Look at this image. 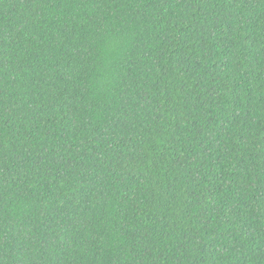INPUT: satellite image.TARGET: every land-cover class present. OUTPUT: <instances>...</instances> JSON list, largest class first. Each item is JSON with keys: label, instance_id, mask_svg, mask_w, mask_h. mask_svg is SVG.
<instances>
[{"label": "trees", "instance_id": "obj_1", "mask_svg": "<svg viewBox=\"0 0 264 264\" xmlns=\"http://www.w3.org/2000/svg\"><path fill=\"white\" fill-rule=\"evenodd\" d=\"M0 264H264V0H0Z\"/></svg>", "mask_w": 264, "mask_h": 264}]
</instances>
